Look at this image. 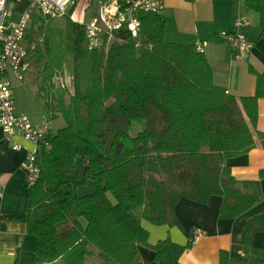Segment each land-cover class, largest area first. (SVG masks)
Returning a JSON list of instances; mask_svg holds the SVG:
<instances>
[{"label":"trees","instance_id":"1","mask_svg":"<svg viewBox=\"0 0 264 264\" xmlns=\"http://www.w3.org/2000/svg\"><path fill=\"white\" fill-rule=\"evenodd\" d=\"M246 3L260 14L264 37V0ZM137 16L136 35L117 31L96 51L87 49L78 25L66 51L75 65L68 99L53 89L58 66L44 74L54 61L39 71L48 119L63 116L66 123L37 152L41 172L21 217L37 237L36 250L31 263L15 264H85L93 255L100 264H133L141 245L151 246L157 260L182 264L193 242L168 237L150 244L132 210L140 208L153 224L174 225L181 198L205 203L222 196V217L229 218L264 199L260 181H240L226 164L264 148V132L257 130L264 74L255 95L237 97L214 83L212 64L197 44L165 39L162 13L139 10ZM134 124L141 126L136 133ZM245 224L244 257L224 253L222 264H264V249L253 246L255 233L264 231V213Z\"/></svg>","mask_w":264,"mask_h":264},{"label":"crops","instance_id":"2","mask_svg":"<svg viewBox=\"0 0 264 264\" xmlns=\"http://www.w3.org/2000/svg\"><path fill=\"white\" fill-rule=\"evenodd\" d=\"M164 2L165 7L160 13L166 21L165 39L184 44H201L212 64L217 86L237 97L255 95L258 75L264 74V37L261 35L260 14L248 6L246 0ZM76 5L70 15L78 16L77 23L81 24L84 13L80 8L75 11ZM239 16H245L250 24L237 27L235 20ZM231 31L242 32L253 44L248 56L238 57L231 45L220 39V32ZM72 80L71 86H74L73 77ZM257 103V130L264 132V97L259 98ZM45 118L48 116L31 119L34 124H40ZM22 144V149L15 150L13 140L4 139L0 142V264L31 263L36 250L37 237L29 233L27 224L21 219L26 214L30 200V186L22 164L36 147L28 140H23ZM226 164L238 180L260 181L264 192L263 147L257 146L247 153L230 157ZM223 204L224 198L219 195L210 196L205 203L181 198L175 208L178 223L174 225H156L143 216L135 220L149 231V243L152 245L168 237L175 243L187 245L192 241L190 233L200 229L198 239L182 252L180 261L182 264H222L224 253L232 259L244 257L245 223L264 213V199L235 218L222 217ZM253 246L258 250L264 249V231L255 233ZM154 253L151 246L141 245L133 264H166L163 260H157ZM100 262V258L93 255L87 258L85 264ZM47 264L65 263L58 259Z\"/></svg>","mask_w":264,"mask_h":264},{"label":"built area","instance_id":"3","mask_svg":"<svg viewBox=\"0 0 264 264\" xmlns=\"http://www.w3.org/2000/svg\"><path fill=\"white\" fill-rule=\"evenodd\" d=\"M20 3L23 0H13ZM100 4L99 11L86 23V47L89 51L100 50L105 46L106 38H113L115 32L130 31L136 35L140 27L137 16L139 10L161 12L165 7L164 0H90ZM11 0H0V142L13 140V148H23L22 141L33 143L36 150L29 153L22 164L29 186L33 185L41 172L37 152L48 144V137L53 133L51 121L45 118L40 124H34L26 114L17 113L14 79L23 80L30 69L29 47L26 45L27 32L32 19L36 16L44 20L63 17L71 14L76 0H29L27 8L19 18H13L8 10ZM13 2V4H14ZM245 16L235 20L237 27L249 25ZM222 41L231 45L238 57L250 54L253 44L245 34L239 31L220 32ZM198 48L204 51L201 44ZM66 86L62 72L54 77V82ZM200 229L193 232L192 242H196Z\"/></svg>","mask_w":264,"mask_h":264},{"label":"rangeland","instance_id":"4","mask_svg":"<svg viewBox=\"0 0 264 264\" xmlns=\"http://www.w3.org/2000/svg\"><path fill=\"white\" fill-rule=\"evenodd\" d=\"M13 0L9 3L8 10L13 12L15 19L19 18L20 15L27 8L29 0H23L20 3L13 4ZM77 5L75 11L80 8V11L84 13V21L78 24V16L72 17L70 14L57 17L53 19L41 21L39 16H36V20L31 21L30 27L27 32L26 45L29 47V60L30 69L26 71L25 78L23 80L14 79L15 83V98L17 113H27V115L32 118H40V116L47 115L46 108L39 98V81L37 77L39 76V71L43 70L45 63H51L47 71L44 74H50L53 67L58 66L65 79L66 86L63 88L59 82H54L52 80L53 89L56 93H62L68 99V92L74 90L72 77L74 76V54L67 51V45L70 40L76 39L77 35L81 30H84V22H88L100 9V4L94 3L92 1L81 0L76 2ZM85 6V7H84ZM78 25L80 26L78 28ZM113 38L107 39L105 41V46L109 45V41ZM104 46V47H105ZM50 47V49L48 48ZM50 50L51 56L48 54ZM43 74V73H42ZM72 90V91H71ZM31 119V120H32ZM51 121L53 131L56 133L59 128L65 125V120L63 116L56 117ZM144 127V124L142 128ZM141 128L140 125L134 124L132 127V132L136 133ZM88 187L81 188L80 190L88 189ZM133 218H140L142 216V210L140 208L134 209L131 212Z\"/></svg>","mask_w":264,"mask_h":264}]
</instances>
